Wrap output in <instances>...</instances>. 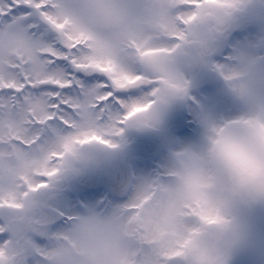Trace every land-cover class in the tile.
<instances>
[{
	"label": "snow or ice",
	"instance_id": "snow-or-ice-1",
	"mask_svg": "<svg viewBox=\"0 0 264 264\" xmlns=\"http://www.w3.org/2000/svg\"><path fill=\"white\" fill-rule=\"evenodd\" d=\"M133 127H170L151 171L100 205L99 183L69 188ZM258 210L264 0H0V264H90L98 217L127 240L113 264H241Z\"/></svg>",
	"mask_w": 264,
	"mask_h": 264
},
{
	"label": "flooded vegetation",
	"instance_id": "flooded-vegetation-1",
	"mask_svg": "<svg viewBox=\"0 0 264 264\" xmlns=\"http://www.w3.org/2000/svg\"><path fill=\"white\" fill-rule=\"evenodd\" d=\"M182 107V103L177 102L168 110L165 117L166 126L169 124L172 113ZM189 122L191 123L192 121ZM169 131L170 127H166L164 132L133 127L128 130L124 142L117 150L106 148L103 145L89 146L88 151L92 156V160L80 175L68 181L69 188L76 184L99 183L103 191L92 202L96 205L112 199V193L122 195L120 189L134 176L151 171V169H145L142 166L144 145L148 142L159 141L161 148L166 151ZM177 138L183 139V137ZM159 162V160L156 161L157 164ZM88 203V201H80L81 206ZM244 222L248 234L247 242L250 240L249 230H254L259 235L258 251L255 259L253 262L247 264H264V210L246 213L244 215Z\"/></svg>",
	"mask_w": 264,
	"mask_h": 264
},
{
	"label": "clouds",
	"instance_id": "clouds-1",
	"mask_svg": "<svg viewBox=\"0 0 264 264\" xmlns=\"http://www.w3.org/2000/svg\"><path fill=\"white\" fill-rule=\"evenodd\" d=\"M156 202H149L145 206V214L150 215ZM156 220L158 217L153 216ZM239 226L246 229L244 216H241ZM79 235L84 244L93 249L96 253V259L90 264H113L112 254L120 247L126 245L127 240L122 234L117 235L114 226L104 217H98L94 220L85 219L79 224ZM163 228V225H160ZM85 264H89L88 261Z\"/></svg>",
	"mask_w": 264,
	"mask_h": 264
},
{
	"label": "water",
	"instance_id": "water-1",
	"mask_svg": "<svg viewBox=\"0 0 264 264\" xmlns=\"http://www.w3.org/2000/svg\"><path fill=\"white\" fill-rule=\"evenodd\" d=\"M249 232L250 240L247 242V245L245 244L240 252L241 264H247L248 262L252 261L257 252L259 236L253 230H249Z\"/></svg>",
	"mask_w": 264,
	"mask_h": 264
}]
</instances>
